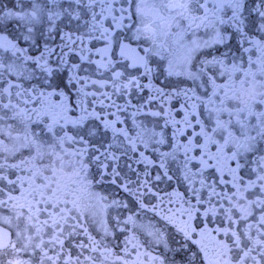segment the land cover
Instances as JSON below:
<instances>
[{"label": "snow or ice", "instance_id": "6c2138e0", "mask_svg": "<svg viewBox=\"0 0 264 264\" xmlns=\"http://www.w3.org/2000/svg\"><path fill=\"white\" fill-rule=\"evenodd\" d=\"M249 82L264 0H0V264H264Z\"/></svg>", "mask_w": 264, "mask_h": 264}, {"label": "clouds", "instance_id": "9594fccd", "mask_svg": "<svg viewBox=\"0 0 264 264\" xmlns=\"http://www.w3.org/2000/svg\"><path fill=\"white\" fill-rule=\"evenodd\" d=\"M260 94H264V82L261 83H246L244 85H238L234 90V96L236 101L242 106L249 105ZM63 180H67L68 176L63 170L58 169L56 173ZM92 205V204H91ZM91 205L84 206L86 210L90 209Z\"/></svg>", "mask_w": 264, "mask_h": 264}, {"label": "flooded vegetation", "instance_id": "af4514ba", "mask_svg": "<svg viewBox=\"0 0 264 264\" xmlns=\"http://www.w3.org/2000/svg\"><path fill=\"white\" fill-rule=\"evenodd\" d=\"M65 159H66V161L70 160V158H65ZM63 171L66 174H70L72 169H71V167H65L63 169ZM81 203L83 206L91 205L93 203V201L91 200L89 193L87 191H85L81 194Z\"/></svg>", "mask_w": 264, "mask_h": 264}]
</instances>
